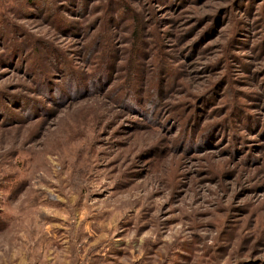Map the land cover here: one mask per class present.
Returning a JSON list of instances; mask_svg holds the SVG:
<instances>
[{
  "label": "rangeland",
  "instance_id": "obj_1",
  "mask_svg": "<svg viewBox=\"0 0 264 264\" xmlns=\"http://www.w3.org/2000/svg\"><path fill=\"white\" fill-rule=\"evenodd\" d=\"M0 264H264V0H0Z\"/></svg>",
  "mask_w": 264,
  "mask_h": 264
},
{
  "label": "trees",
  "instance_id": "obj_2",
  "mask_svg": "<svg viewBox=\"0 0 264 264\" xmlns=\"http://www.w3.org/2000/svg\"><path fill=\"white\" fill-rule=\"evenodd\" d=\"M34 1H36V0H29V2H34ZM17 50H19V51H18V54H20L21 49H19V48L17 49V48H15V47H13V49H12V53H13V54H16V51H17Z\"/></svg>",
  "mask_w": 264,
  "mask_h": 264
}]
</instances>
